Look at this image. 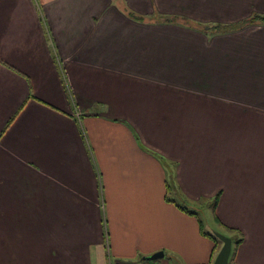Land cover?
I'll return each mask as SVG.
<instances>
[{
  "label": "crops",
  "instance_id": "crops-1",
  "mask_svg": "<svg viewBox=\"0 0 264 264\" xmlns=\"http://www.w3.org/2000/svg\"><path fill=\"white\" fill-rule=\"evenodd\" d=\"M254 15L0 0V264H212L203 199L228 264H264V23L213 28Z\"/></svg>",
  "mask_w": 264,
  "mask_h": 264
},
{
  "label": "trees",
  "instance_id": "trees-1",
  "mask_svg": "<svg viewBox=\"0 0 264 264\" xmlns=\"http://www.w3.org/2000/svg\"><path fill=\"white\" fill-rule=\"evenodd\" d=\"M127 15L129 16V18L133 19V20H136V21H139L141 22L143 19L142 17L134 14V13H131V12H128ZM170 22H173V23H176V22H180V21H183L185 23V19H178V18H170L169 19ZM253 23H264V15L260 16V15H254L252 17H250L249 19L245 20V21H242L241 23L239 24H236V25H224V26H221V25H217V26H214L213 28L217 31V32H220V31H229V30H233V29H236V28H239V27H242L246 24H253ZM216 203V199L214 198L213 200V204ZM183 211H185L186 209L184 208H181ZM186 212H188L186 210ZM192 215H194V213H191ZM200 225V232L202 233V235L204 236H207L209 239L213 240L215 243H218V244H221V241L215 237V235L213 233H208V232H204L203 231V227L201 224ZM229 231H233L234 229H228ZM241 237L239 235V238L236 239V240H233L232 241V244L234 246L238 245L240 242H241ZM231 253H230V258H229V261L231 260Z\"/></svg>",
  "mask_w": 264,
  "mask_h": 264
},
{
  "label": "water",
  "instance_id": "water-1",
  "mask_svg": "<svg viewBox=\"0 0 264 264\" xmlns=\"http://www.w3.org/2000/svg\"><path fill=\"white\" fill-rule=\"evenodd\" d=\"M215 237H217L221 241V247L218 250L215 258L212 261V264H228L229 255L231 252V239L225 235L214 233ZM163 256V253L156 252L149 256L142 257L145 261H152L159 259Z\"/></svg>",
  "mask_w": 264,
  "mask_h": 264
},
{
  "label": "rangeland",
  "instance_id": "rangeland-1",
  "mask_svg": "<svg viewBox=\"0 0 264 264\" xmlns=\"http://www.w3.org/2000/svg\"><path fill=\"white\" fill-rule=\"evenodd\" d=\"M195 205H200V207L198 208V212H199V217L202 221L203 224V228L204 231L208 232V233H226V230L224 231V229L222 230V228H220L219 226H216L214 224V219H213V214L212 212V208L208 207L209 204H207L205 202V199L200 200V203H193V208H195ZM193 212H195V209H193Z\"/></svg>",
  "mask_w": 264,
  "mask_h": 264
}]
</instances>
